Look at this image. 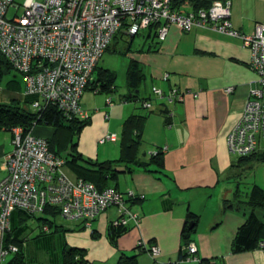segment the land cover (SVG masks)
Listing matches in <instances>:
<instances>
[{
	"label": "crops",
	"instance_id": "obj_1",
	"mask_svg": "<svg viewBox=\"0 0 264 264\" xmlns=\"http://www.w3.org/2000/svg\"><path fill=\"white\" fill-rule=\"evenodd\" d=\"M188 1L183 7L185 11L194 9ZM205 1H229L232 22L242 34H252L258 23L264 24V0ZM136 40L140 44L134 48ZM119 43H124L125 48L116 49ZM108 52L126 55L129 63L138 62L145 81L134 101L127 100V87L126 94L119 97L118 88L111 93L93 91L90 98L84 94L81 106L90 124L82 131L80 146L82 153L95 162L100 161L102 147L113 144L102 151L101 161L116 162L122 158L121 135L126 120L134 115L146 118L142 157L148 161L161 150L162 172H156V166L152 168L155 173H150L132 164L115 163L120 171L118 190L144 196L129 203L142 216L140 226H131L114 245L108 239V228L117 218L115 209L103 212L92 230L80 221H65L60 216L49 224L43 220L46 215L41 214L19 223L17 240L25 243L22 254L11 253L0 264H67L66 253L71 249L82 251L85 264H117L123 255L136 256L138 264H199L202 260H211L213 264H264L261 249L232 251L237 231L251 211L237 206L238 157L228 149V137L242 117L250 90L259 82L258 74L250 66V49L237 38L199 29L187 33L172 25L163 42L157 39L155 29L136 36L121 31L119 40ZM165 75H169L167 81L163 79ZM154 87L166 97L154 94ZM229 88H234L233 93L227 92ZM175 90L184 95L182 102L168 99ZM23 95L24 90L19 94L3 93L1 98L9 103ZM99 95L109 96L112 104L91 99ZM145 102L152 104V109L145 108ZM34 133L52 138L55 130L39 126ZM112 134L117 135V142L101 144ZM57 135L59 139L62 131ZM13 137L12 131L0 130V181L7 176L6 156L13 150ZM89 168L66 162L63 171L72 181L87 179L96 185L98 175ZM229 206L233 208L226 209ZM190 213L198 217L189 241L197 247L198 261L185 262L180 258L185 244L182 231ZM257 214L264 220V209ZM139 242L159 247L160 255L154 259L147 249L138 248ZM2 243L0 230V250Z\"/></svg>",
	"mask_w": 264,
	"mask_h": 264
},
{
	"label": "built area",
	"instance_id": "obj_2",
	"mask_svg": "<svg viewBox=\"0 0 264 264\" xmlns=\"http://www.w3.org/2000/svg\"><path fill=\"white\" fill-rule=\"evenodd\" d=\"M188 0H0V52L13 69L23 76L26 94L37 95L33 107L41 110L53 105L67 117L87 119L81 99L93 80L94 71L113 42L124 31L130 35L158 26L157 38L166 40L172 25L184 32L207 30L240 39L251 52V68L259 82L250 94L242 117L228 137L231 155L249 157L264 149V24L258 23L252 34H242L232 22L231 3L215 1L208 9L185 11ZM15 9L12 19L8 12ZM169 75L163 77L167 81ZM229 88L228 93H233ZM98 93V90L95 91ZM153 93L166 94L153 88ZM168 99L182 102L184 95L172 91ZM108 104H112L110 100ZM144 106L152 109V104ZM13 150L6 156L7 176L0 181V230L10 229V217L16 209L37 215L48 206L58 207L65 221H80L92 230L97 218L115 209V226L139 227L142 216L129 203L144 196L114 188L99 191L83 179L72 181L64 173L65 161L49 150L44 137L13 130ZM115 134L101 140L117 142ZM157 153V152H156ZM155 153V154H156ZM47 230V227H45ZM155 259L159 247L139 242ZM264 251V241L260 243ZM184 261H198L197 247L182 248ZM18 248L0 250V263Z\"/></svg>",
	"mask_w": 264,
	"mask_h": 264
},
{
	"label": "trees",
	"instance_id": "obj_3",
	"mask_svg": "<svg viewBox=\"0 0 264 264\" xmlns=\"http://www.w3.org/2000/svg\"><path fill=\"white\" fill-rule=\"evenodd\" d=\"M190 1L192 2L195 10L208 9L213 4L205 0ZM157 28L158 26L154 25L147 30L155 29L157 37ZM141 32H139L137 35H139ZM120 34L121 31L114 37L111 45L119 40ZM111 45L108 47L107 51L111 49ZM10 72H15L17 74L8 60L0 52V83L2 77L6 74H9ZM116 80L117 75L115 72L109 69L100 68L98 65L94 71L93 80L89 83L86 91L90 89H92V91L98 90L97 94L114 92L117 88ZM144 81L145 75L141 65L138 62L131 60L126 74V86L129 89V96L127 98L128 101H134L136 98H138V93L140 92L141 86L143 85ZM1 95L2 91L0 90V130L7 129L13 132L15 128H22L26 133H33L34 135H36L34 133V129L36 127L45 126L53 128L55 130L54 136L52 138H44H46L49 142V150L63 160L64 158L62 157L60 152L56 150V142L59 140L57 135L58 132L67 129L71 133H80L85 126L90 124V120L88 118L81 119L76 117H67L53 105H48L41 110H36L33 105L35 102L40 101V99L37 95L26 94V86L22 99L16 98L7 103L2 100ZM145 122V117L137 115L131 116L126 120L121 135L122 158L116 162L132 164L136 168L150 173H155V170L152 168L156 166V172L159 170V172H162L161 168L164 167V154L161 150H158L156 154H152L149 157L148 161H145L142 157L143 129L145 126ZM64 161L66 164V160ZM73 162L79 163L75 158L73 159ZM116 162L106 161L100 163L87 161V164H89L90 166L89 170L98 175L99 181L95 186L99 191H103L107 188H114L118 190L117 184L118 178L120 176V171L115 166ZM256 164L264 165V152L256 153L249 157H240L236 162L238 169H240L239 175L245 172L247 168H250V170H252L253 166ZM85 181H87V179ZM225 203H230V201H225ZM245 204V207H248L249 209H251V211L246 215L244 224L237 231L232 246L233 252H244L254 249H260V243L264 241V220H262L257 214L258 210L264 209V191L259 188H254L251 191ZM232 208V206L226 207V209ZM41 214L46 215V217L43 218L45 222L53 224L54 219L57 216H60V210L58 207L48 206ZM41 214L33 215L27 213L24 210L16 209L10 217V229L6 230V232L2 234V246L4 248H8L9 246L17 247L18 251L14 254H16L17 256H21L25 243L23 241L17 240V230H21L18 229L19 223H21V221L24 219L36 218ZM197 218L198 217L192 213L188 215V221L185 223L182 231V239L185 243L184 246L190 243V238L195 232ZM191 223H194L195 227H191ZM130 229L131 227L115 226L113 223H111L108 228V239L112 244L115 245L118 238L129 232ZM26 241L27 240H25V242ZM180 258L181 260L184 259V253L182 249L180 252ZM17 259L18 258H16V260ZM66 263L85 264L86 260L84 259L81 250L71 249L66 253ZM117 264H138V262L136 256L128 257L126 255H123L120 257ZM199 264H213V262L211 260H202Z\"/></svg>",
	"mask_w": 264,
	"mask_h": 264
},
{
	"label": "rangeland",
	"instance_id": "obj_4",
	"mask_svg": "<svg viewBox=\"0 0 264 264\" xmlns=\"http://www.w3.org/2000/svg\"><path fill=\"white\" fill-rule=\"evenodd\" d=\"M17 4L23 5L26 0H15ZM17 14L15 9H11L8 12L7 17L12 19ZM139 40V39H138ZM136 40V43L133 45L136 48L140 44V42ZM124 44V43H123ZM119 43L116 45L117 48H125V45ZM112 47V45H111ZM129 58L124 54H116L114 52H108L104 55L103 59L100 62V66L105 69H110L115 72L117 75L116 86L118 88V93H116V97L126 94L127 86H126V74H127V65L129 63ZM16 77V78H14ZM25 89V81L23 76L19 73L10 72L2 77L0 83V90L3 93L15 92L18 94L23 92ZM143 89V88H142ZM93 91H86L85 96H92ZM92 100H97V102L109 101L111 100L109 96L99 95L97 97H91ZM104 123H108V120H105ZM88 126V125H87ZM85 126L80 133L78 132H70L67 129L62 130V135L59 137V140L56 142V150L60 152L64 160H68L70 164H74L73 159H77L80 165L87 166V161H92L88 156L84 155L81 151L80 146V138L82 135V131L87 127ZM113 144H106L101 149V153L99 155L100 161L96 160L95 162H104L101 161L104 158L103 152L108 147H113ZM264 152V150H262ZM261 151L259 153H262ZM236 157V156H235ZM237 158V157H236ZM240 157H238L239 159ZM249 167V166H248ZM240 171V169H239ZM123 179V178H121ZM237 185L240 190V202L237 204L238 207H245L244 202L248 199V194L254 188H259L264 191V165L256 164L253 166V169L247 168L245 172L237 177ZM122 182V181H121ZM123 183V182H122Z\"/></svg>",
	"mask_w": 264,
	"mask_h": 264
},
{
	"label": "water",
	"instance_id": "obj_5",
	"mask_svg": "<svg viewBox=\"0 0 264 264\" xmlns=\"http://www.w3.org/2000/svg\"><path fill=\"white\" fill-rule=\"evenodd\" d=\"M137 93H138V91H137ZM194 226V223H191V227H193Z\"/></svg>",
	"mask_w": 264,
	"mask_h": 264
}]
</instances>
